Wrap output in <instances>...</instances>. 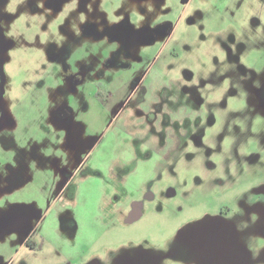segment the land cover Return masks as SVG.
Segmentation results:
<instances>
[{
    "label": "rangeland",
    "instance_id": "374dc122",
    "mask_svg": "<svg viewBox=\"0 0 264 264\" xmlns=\"http://www.w3.org/2000/svg\"><path fill=\"white\" fill-rule=\"evenodd\" d=\"M0 264H264V0H0Z\"/></svg>",
    "mask_w": 264,
    "mask_h": 264
},
{
    "label": "flooded vegetation",
    "instance_id": "af4514ba",
    "mask_svg": "<svg viewBox=\"0 0 264 264\" xmlns=\"http://www.w3.org/2000/svg\"><path fill=\"white\" fill-rule=\"evenodd\" d=\"M93 81H94V84L96 86V91H97L98 84L99 83H103V82L101 80H96V79H94ZM126 201L127 200H123L122 202H120V200H118L117 202H119L118 203L119 204V207H121V208L124 207L127 204ZM133 207H134V209H133V212L131 214V218L132 219H137V218H139L141 216L142 213H141L140 209L137 206H134L133 205ZM218 241H219V246H218L217 253L219 255V259H221V261H224L235 250L236 242H235V240L233 238H230V237L229 238H227V237H221V238H219ZM195 260H196V257H192L191 262L192 263H195Z\"/></svg>",
    "mask_w": 264,
    "mask_h": 264
},
{
    "label": "trees",
    "instance_id": "16d2710c",
    "mask_svg": "<svg viewBox=\"0 0 264 264\" xmlns=\"http://www.w3.org/2000/svg\"><path fill=\"white\" fill-rule=\"evenodd\" d=\"M112 95V90L109 86L104 83L98 84V89L96 91V97L99 100H107Z\"/></svg>",
    "mask_w": 264,
    "mask_h": 264
},
{
    "label": "crops",
    "instance_id": "0c3cea01",
    "mask_svg": "<svg viewBox=\"0 0 264 264\" xmlns=\"http://www.w3.org/2000/svg\"><path fill=\"white\" fill-rule=\"evenodd\" d=\"M92 83H93V85H94V81L92 80Z\"/></svg>",
    "mask_w": 264,
    "mask_h": 264
}]
</instances>
